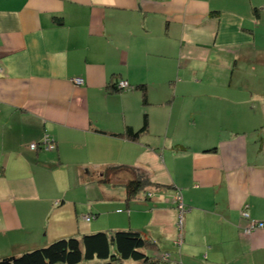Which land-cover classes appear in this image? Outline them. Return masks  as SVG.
Here are the masks:
<instances>
[{
    "label": "crops",
    "instance_id": "1",
    "mask_svg": "<svg viewBox=\"0 0 264 264\" xmlns=\"http://www.w3.org/2000/svg\"><path fill=\"white\" fill-rule=\"evenodd\" d=\"M252 220L264 0H0V260L131 229L181 264H264Z\"/></svg>",
    "mask_w": 264,
    "mask_h": 264
},
{
    "label": "trees",
    "instance_id": "2",
    "mask_svg": "<svg viewBox=\"0 0 264 264\" xmlns=\"http://www.w3.org/2000/svg\"><path fill=\"white\" fill-rule=\"evenodd\" d=\"M121 167L109 166L105 171L106 180ZM147 183L143 175L131 179L126 184L127 198L136 197ZM152 245L140 232L131 229L99 231L60 238L48 245L3 258L0 264H181L167 257L148 254L147 248Z\"/></svg>",
    "mask_w": 264,
    "mask_h": 264
},
{
    "label": "built area",
    "instance_id": "3",
    "mask_svg": "<svg viewBox=\"0 0 264 264\" xmlns=\"http://www.w3.org/2000/svg\"><path fill=\"white\" fill-rule=\"evenodd\" d=\"M75 81L77 83H81V82H83V79L75 78ZM119 86L121 88L125 89V88H128L130 86V84H129V82L127 80H121L119 82ZM30 147L32 149H36L38 147H42V148H44L46 150H53V149L56 148V144H55L54 140L51 137L46 135L39 142L31 143ZM176 199L178 201V208H179V212H180V218H179L178 226H179V229L182 230L183 213H184L185 205L183 203L182 196L180 194H178L176 196ZM242 214H243L244 217H249V213L246 210L243 211ZM86 219L90 220L91 216H86ZM261 228H264V221L252 220L251 225L246 229V231H247V233H251V232H253V231L257 230V229H261ZM181 236H182V234L180 232L179 239L181 238Z\"/></svg>",
    "mask_w": 264,
    "mask_h": 264
},
{
    "label": "rangeland",
    "instance_id": "4",
    "mask_svg": "<svg viewBox=\"0 0 264 264\" xmlns=\"http://www.w3.org/2000/svg\"><path fill=\"white\" fill-rule=\"evenodd\" d=\"M166 258V257H165Z\"/></svg>",
    "mask_w": 264,
    "mask_h": 264
},
{
    "label": "water",
    "instance_id": "5",
    "mask_svg": "<svg viewBox=\"0 0 264 264\" xmlns=\"http://www.w3.org/2000/svg\"><path fill=\"white\" fill-rule=\"evenodd\" d=\"M10 259V258H9Z\"/></svg>",
    "mask_w": 264,
    "mask_h": 264
}]
</instances>
